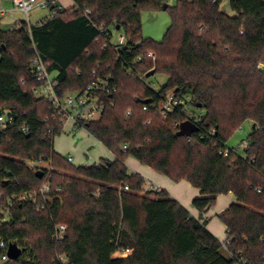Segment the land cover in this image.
Segmentation results:
<instances>
[{
    "label": "trees",
    "instance_id": "obj_1",
    "mask_svg": "<svg viewBox=\"0 0 264 264\" xmlns=\"http://www.w3.org/2000/svg\"><path fill=\"white\" fill-rule=\"evenodd\" d=\"M222 1L73 0L29 32L0 28V114L13 118L0 135V238L24 250L0 264H59L57 257L67 264H264V0H230L232 15ZM164 6L171 24L163 39H144L141 14ZM116 27L127 40L120 49L111 44ZM36 54L56 75L59 97L113 77L117 92L82 127L112 161L76 167L55 152L64 127L33 93ZM151 71L167 78L157 92L145 83ZM168 96L184 104L162 117ZM188 107L202 112L197 120L184 114ZM248 121L240 156L226 142ZM185 122L198 132L178 135ZM129 158L197 189L198 218L165 191H145ZM229 194L235 201L217 217L226 235L220 243L204 215ZM58 226L66 229L62 241L54 239Z\"/></svg>",
    "mask_w": 264,
    "mask_h": 264
},
{
    "label": "built area",
    "instance_id": "obj_2",
    "mask_svg": "<svg viewBox=\"0 0 264 264\" xmlns=\"http://www.w3.org/2000/svg\"><path fill=\"white\" fill-rule=\"evenodd\" d=\"M73 1V0H71ZM13 10L20 12L24 16V25L23 23H14L10 30L15 31L18 29H25L27 32L30 30L28 24L29 13L36 8L47 9L50 14L49 18L55 16L57 12H61L63 8L56 3V0H12ZM51 6H56L55 10H50ZM8 12L3 8H0V16L6 15ZM43 21V20H42ZM39 24V23H37ZM26 27V28H25ZM114 34L117 36V41H111V44L116 49H120L125 46L127 40L126 37L121 34L119 31L114 30ZM147 57L154 61L155 56L153 53H148ZM141 58L138 57L136 62H140ZM31 72L33 74L35 82L39 85L34 91V95L38 99L46 100L54 109L56 115L60 118V121L63 124V127L70 123L72 128H82L85 124L96 121L101 116V113L104 108V97L107 95H112L117 92V86L113 81L111 75H104L101 78H96L90 85H88L82 92L72 93L62 97H59L56 94V87L58 85L56 80V75L51 74L48 71V66L42 62L40 57L36 54L35 58L31 63ZM96 73L93 72L92 76L95 78ZM183 100L174 99L173 96H168L167 100L158 108V113L162 117H166L170 114L173 109L177 106L183 105ZM144 111L147 110V107H142ZM184 114L193 120H197L195 116H192L188 113L187 110L184 111ZM129 115V113H128ZM13 124V118L9 113L0 114V135ZM83 129V128H82ZM27 129L22 128V132L25 133ZM241 147L243 149L248 148V143L246 141L242 142ZM228 151H224L223 155L227 156ZM71 158H68V162L71 163ZM42 168V166H40ZM44 191H48V187H43ZM125 191H128V188H124ZM153 190L159 192L157 188H146L145 191ZM6 221V217L1 220V223ZM65 227L58 226L56 229V234L54 239L57 241H62L65 237ZM228 243L222 244V249L227 250ZM8 245L0 238V262L6 263L10 262L7 256ZM128 250L124 251L120 256L126 257ZM57 262L59 264H67V259L65 257H57ZM234 264H245L243 261H237Z\"/></svg>",
    "mask_w": 264,
    "mask_h": 264
},
{
    "label": "rangeland",
    "instance_id": "obj_3",
    "mask_svg": "<svg viewBox=\"0 0 264 264\" xmlns=\"http://www.w3.org/2000/svg\"><path fill=\"white\" fill-rule=\"evenodd\" d=\"M1 4L4 10H12L13 8L11 1L1 0ZM177 0H166L168 7L175 5ZM64 1V6H65ZM230 0H223L220 6L221 11L225 14L232 15L229 6ZM50 12L47 9L36 8L29 13L28 24L36 25L42 20L48 18ZM15 17H20L19 20H23V16L20 14L15 15ZM10 17L6 16L2 18L3 20H8ZM1 19V17H0ZM142 30L141 35L144 39H150L159 42L163 39L167 29L171 24L170 16L168 11H144L141 14ZM9 25H2V30H8ZM113 41H117L116 34L113 35ZM167 78L161 75H154L145 79L146 85H148L153 91H159L166 83ZM188 113L196 118L199 117L202 112L199 109L192 110L190 107L187 108ZM252 128L251 122H245L239 129H237L226 142V148L228 150L233 149L237 151L238 155H244V149L241 147L242 142L246 141L248 134ZM54 150L60 156L68 159L71 157L73 159L72 165L79 167L85 166L90 167L94 164H102L105 160H110V155L108 151L100 145L96 140L87 134V132L82 128L74 129L70 123L64 126L63 133L55 138L54 140ZM145 171L143 172L146 187L151 185L148 180H153L152 175H157L152 169L140 166ZM234 201L232 194L226 195L224 198H220L215 206L208 211V219L211 220V226L215 227L216 231L223 234V225L217 218L218 211L224 206L229 204V202ZM225 235V234H224ZM223 238V236H222ZM226 238V235H225ZM225 240V239H224ZM223 240V242H224Z\"/></svg>",
    "mask_w": 264,
    "mask_h": 264
},
{
    "label": "crops",
    "instance_id": "obj_4",
    "mask_svg": "<svg viewBox=\"0 0 264 264\" xmlns=\"http://www.w3.org/2000/svg\"><path fill=\"white\" fill-rule=\"evenodd\" d=\"M64 1L66 2L65 3V6H64ZM3 1L0 0V8H3L2 7V4ZM56 3L61 6L63 9H69L73 6V1L71 0H56ZM12 4V2H11ZM4 9V8H3ZM12 10H6L8 13L4 16H0L1 19H0V28L2 29V25H9V28L8 30H10L11 26L14 24V23H24V16L18 12V11H15L13 10V8H11ZM17 14H20L23 16V20H19L20 17H15V15ZM10 17L8 20H3L2 18L4 17ZM85 130V129H84ZM88 134V133H87ZM89 135V134H88ZM94 139V138H93ZM95 140V139H94ZM99 143V142H98ZM100 144V143H99ZM101 145V144H100ZM109 155H110V160H106V161H112L113 160V155L108 152ZM71 158V157H69ZM71 164L73 162V159L71 158ZM94 165H97V164H94ZM99 165V164H98ZM126 166L129 170L130 173H133V174H138L139 176H141L143 178V180L145 181L146 176H144L143 172L145 171L143 168H141L140 164L135 161L134 159L132 158H129L127 161H126ZM152 178L153 180H150L148 179L150 182H151V185L146 187V188H150V187H153V188H157L159 190H163L165 191L172 199L176 200L178 203H180L188 212L189 214L191 215V217L197 219L198 216H199V213L192 207V201L195 199V198H198L200 196V193L197 189H194L192 188L188 183L186 182H179V183H173L171 182L169 179H167L166 177H163V176H160V175H152ZM225 196H218L217 199H216V202L220 199V198H224ZM234 201H235V198H234ZM233 200L231 202H229L228 205H226V207L224 206L223 208H221L218 213H217V217L222 213L224 212L228 206L230 204H232L234 202ZM208 215V212L204 215V218L207 219V224H206V229L220 242V243H223V240L225 239V229L223 227V238L221 236V234L218 232V230L216 231L215 227H212L211 226V220L208 219L207 217Z\"/></svg>",
    "mask_w": 264,
    "mask_h": 264
},
{
    "label": "water",
    "instance_id": "obj_5",
    "mask_svg": "<svg viewBox=\"0 0 264 264\" xmlns=\"http://www.w3.org/2000/svg\"><path fill=\"white\" fill-rule=\"evenodd\" d=\"M166 10V6H164L162 8V11H165ZM116 31H119L120 28L119 27H116L115 28ZM154 75V72L151 71L148 75H146V78H149V77H152ZM143 103H149L148 101L147 102H143ZM198 132V128L190 123V122H185V123H182L180 126H179V132H178V135L180 136H186V137H189L191 134L193 133H197ZM36 175L41 178L42 177V173L40 171H38L36 173ZM24 252L23 249H20L18 248L16 245L14 244H11L9 245L8 247V251H7V256H8V259L10 261H16L17 259L20 258V256L22 255V253Z\"/></svg>",
    "mask_w": 264,
    "mask_h": 264
}]
</instances>
